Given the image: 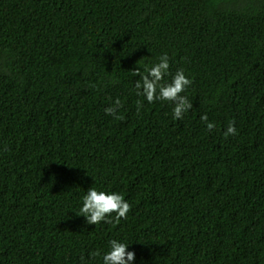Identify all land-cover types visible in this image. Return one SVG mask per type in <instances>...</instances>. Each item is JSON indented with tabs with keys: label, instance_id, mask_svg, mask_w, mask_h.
Instances as JSON below:
<instances>
[{
	"label": "trees",
	"instance_id": "1",
	"mask_svg": "<svg viewBox=\"0 0 264 264\" xmlns=\"http://www.w3.org/2000/svg\"><path fill=\"white\" fill-rule=\"evenodd\" d=\"M164 54L179 120L134 89ZM89 187L126 219L88 224ZM113 238L134 264H264V0H0V264H100Z\"/></svg>",
	"mask_w": 264,
	"mask_h": 264
},
{
	"label": "clouds",
	"instance_id": "2",
	"mask_svg": "<svg viewBox=\"0 0 264 264\" xmlns=\"http://www.w3.org/2000/svg\"><path fill=\"white\" fill-rule=\"evenodd\" d=\"M169 67V58L167 54H164L154 62L145 65L142 71L137 68L134 74L140 79L135 81L134 89L137 96L143 97L150 104L155 101L170 102L173 105V119L179 120L192 109V103L187 96L181 95L192 81L181 69H178L175 74H171ZM169 76L170 80H166V77ZM119 107L120 100L117 99L114 106L105 109V113L115 115ZM200 119L208 130L215 127L213 122L208 121L206 114L201 115ZM223 134L225 137L236 134L234 122H229ZM129 211L130 205L120 193L89 187L82 197L79 216L84 217L88 224L97 225L101 222L110 223L126 219ZM129 245L121 239H109L105 250L94 251L90 253V257L93 259L99 257L100 264H134L136 254L134 251L128 250Z\"/></svg>",
	"mask_w": 264,
	"mask_h": 264
}]
</instances>
